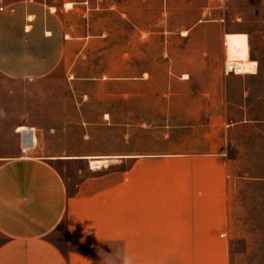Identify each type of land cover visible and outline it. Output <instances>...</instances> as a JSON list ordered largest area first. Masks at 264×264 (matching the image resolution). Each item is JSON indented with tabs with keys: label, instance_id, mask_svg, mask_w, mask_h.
I'll return each mask as SVG.
<instances>
[{
	"label": "crops",
	"instance_id": "1",
	"mask_svg": "<svg viewBox=\"0 0 264 264\" xmlns=\"http://www.w3.org/2000/svg\"><path fill=\"white\" fill-rule=\"evenodd\" d=\"M127 1L4 0L0 71L14 80L49 76L62 45L88 44L95 3L109 9L117 3L119 16L132 18ZM149 1L155 6L143 28L151 43L154 35H163L169 80L214 83L188 95L204 99L200 110L188 113L209 114L210 120L182 126L214 127L218 133L228 84L235 78L224 72L227 33L247 34L250 57L249 32L239 30L222 9L210 21L206 10L190 9L192 0ZM30 50L36 52L28 57ZM34 138L38 143L37 132ZM45 147L41 142L31 155L0 151V264H124L126 259L130 264H224L217 238L224 211L230 210L231 173L220 141L213 151L173 154L197 160L173 182L159 179L151 153L111 155L109 166L94 168L89 156L104 154L91 147L58 152ZM212 157L217 165L203 163ZM115 158H133V168H120ZM70 165L79 167L65 176L61 168Z\"/></svg>",
	"mask_w": 264,
	"mask_h": 264
},
{
	"label": "rangeland",
	"instance_id": "2",
	"mask_svg": "<svg viewBox=\"0 0 264 264\" xmlns=\"http://www.w3.org/2000/svg\"><path fill=\"white\" fill-rule=\"evenodd\" d=\"M116 5L109 9L108 4L95 3L88 44L62 45L49 76L14 80L0 71L1 153L22 152L15 128L25 124L35 126L38 134V143L25 154H37L41 142L49 145L45 147L49 152L91 147L104 154L94 156L109 158L151 153L159 179L173 182L183 179L182 170L197 161L173 154L213 151L220 141L231 178L227 190L230 210L224 211L217 248L224 264H264L263 0L190 2L191 10H206L210 21L217 18V9L225 10L239 30L249 32L250 57L258 62L256 74L231 73L235 78L228 84L218 133L214 127L182 126L210 120L209 114L188 113L204 105V99L188 95L214 83L169 80L171 73L161 55L163 35H154L151 43L143 28L150 24L148 9L155 3L128 0L132 18L119 16ZM35 52L28 51V57ZM38 52L41 59L42 49ZM75 76L77 83L70 81ZM51 126L59 129L49 130ZM115 159H120V168H133V158ZM202 161L217 165L213 157ZM78 167L61 170L69 176ZM222 232L226 235H219Z\"/></svg>",
	"mask_w": 264,
	"mask_h": 264
},
{
	"label": "bare ground",
	"instance_id": "3",
	"mask_svg": "<svg viewBox=\"0 0 264 264\" xmlns=\"http://www.w3.org/2000/svg\"><path fill=\"white\" fill-rule=\"evenodd\" d=\"M226 46L229 60L239 59L245 73H254L258 69V63L249 57L248 36L244 32L227 33ZM251 59V60H249ZM188 75L185 74L184 77ZM94 168L109 166L112 162L110 156H89Z\"/></svg>",
	"mask_w": 264,
	"mask_h": 264
},
{
	"label": "built area",
	"instance_id": "4",
	"mask_svg": "<svg viewBox=\"0 0 264 264\" xmlns=\"http://www.w3.org/2000/svg\"><path fill=\"white\" fill-rule=\"evenodd\" d=\"M4 9V0H0V10ZM224 72L225 74H244V68L240 63L239 59H233V60H229V58L227 57L225 64H224ZM22 126L17 127L16 131L20 134V146H21V150L22 152L25 154L27 152H29L30 150H32L37 142L34 141L33 136L36 133V130L34 128L31 129H21ZM32 135V139L29 138V136ZM29 144V145H28ZM226 233L222 232L221 236H225Z\"/></svg>",
	"mask_w": 264,
	"mask_h": 264
},
{
	"label": "clouds",
	"instance_id": "5",
	"mask_svg": "<svg viewBox=\"0 0 264 264\" xmlns=\"http://www.w3.org/2000/svg\"><path fill=\"white\" fill-rule=\"evenodd\" d=\"M124 264H130V261H128L127 259L125 260Z\"/></svg>",
	"mask_w": 264,
	"mask_h": 264
}]
</instances>
